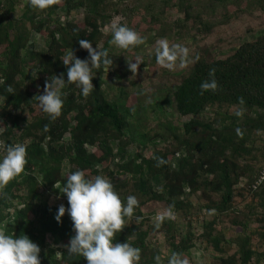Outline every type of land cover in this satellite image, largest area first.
Masks as SVG:
<instances>
[{
    "label": "trees",
    "instance_id": "16d2710c",
    "mask_svg": "<svg viewBox=\"0 0 264 264\" xmlns=\"http://www.w3.org/2000/svg\"><path fill=\"white\" fill-rule=\"evenodd\" d=\"M20 1L17 16L14 12ZM140 1L151 11L148 19L159 27L161 37L167 32L159 21L172 6L184 13L169 27L174 34L188 25H195L197 32H207L211 26L196 13L191 0H154L160 4L157 10L152 0ZM118 9L117 0H61L45 10L30 7L28 0H0V127L4 128L0 140L27 143L28 152L25 171L6 186L7 197L0 196V228L7 234L27 235L41 249V264H87L83 256L68 253L66 245L75 231L67 197L56 189L57 185L63 187L69 172L81 169L89 177L106 174L125 203L128 195L139 200L135 216L144 219L139 224L133 219L114 241L139 247V264H156L157 254L167 264V257L152 239L157 231L163 233L168 256L175 251L188 257L197 239L193 215L201 209L215 210L218 215L231 212L230 224L240 228L228 241L217 217L204 222L200 237L214 251L222 253V243L235 246L232 254L219 255L208 264H260L264 251L253 248L251 235L264 240V180L256 184L264 150L253 148L251 142L259 130L264 131V31L225 58L198 56L197 60L195 56L177 84L161 89V95L169 92L172 100L157 95L150 100L151 104L155 98L167 101L175 114L190 118L175 123L165 116L149 129L141 100L130 103L122 86L118 95L110 92L130 73L128 60L111 51V36L103 31ZM75 11L82 13L80 21L70 18ZM59 13L65 17L63 21ZM33 32L45 39V48L32 47ZM80 39L90 41L93 48L107 49L113 64L108 71L103 65L93 69L94 90L87 98L75 84L66 82L62 114L51 120L35 96L43 94L45 80L50 82L51 76L64 73L67 79L62 58L68 51L72 49L80 59L89 58ZM210 69H215L218 89L201 94V83L212 79ZM8 86L15 92L8 93ZM240 97L243 105L238 102ZM239 108L244 109L242 118L234 114ZM207 109L213 110L212 118L204 116ZM237 128L243 131V138L238 137ZM157 142L164 146L157 147ZM130 146L136 148L132 154ZM147 149L149 155L144 154ZM257 154L263 159L259 168L252 162ZM154 156L167 163L157 167ZM246 193L253 202L235 210L234 199ZM191 195L197 196V205L190 201ZM50 196L64 198L66 211L59 222L55 219L59 206L48 203ZM154 203L174 205L182 225L166 219L155 230L154 221L144 213ZM147 212L152 215L155 211ZM257 220L263 223L260 229L252 227Z\"/></svg>",
    "mask_w": 264,
    "mask_h": 264
},
{
    "label": "clouds",
    "instance_id": "9594fccd",
    "mask_svg": "<svg viewBox=\"0 0 264 264\" xmlns=\"http://www.w3.org/2000/svg\"><path fill=\"white\" fill-rule=\"evenodd\" d=\"M60 3L61 0H28L30 7L40 10ZM121 19V17L114 18L105 28V34L111 33L112 36L109 44L124 50L145 44L147 38L128 27L127 24H122ZM78 43L81 48L87 50L89 58L80 59L74 55L72 49L68 51L62 58V62L66 66L67 79L64 78V73L51 76L50 82L45 80L43 94L35 96L40 109L51 120L57 119L62 114L64 106L62 90L65 88L66 82L75 84L81 89L82 96L87 98L94 90L93 69L99 70L103 65L108 71L113 64L112 59L108 57L107 49L97 46L93 48V44L86 39H80ZM154 55L156 63L170 71L175 70L177 66L184 68L189 62V49L178 43H170L167 38L156 40ZM196 59L198 60L199 57L197 56ZM141 62L143 59L139 56L135 58V63H132L131 60L127 61V66L133 75L137 73ZM209 76L212 79L204 81L200 85L201 94L204 91L214 92L218 89V83L214 78L215 69L209 70ZM0 83L3 81L0 80ZM6 91L8 93L15 92L11 86H8ZM238 102L243 105V97L238 98ZM234 114L242 118L244 109H236ZM44 129L47 131L48 125H45ZM3 131L4 128L0 127V134ZM235 131L238 137L243 138L244 133L240 128ZM0 153H3L0 156V196L7 197L4 189L25 171L28 163L27 143H5L0 140ZM153 158L157 161V167L167 163L162 157L154 156ZM56 189L67 197V212L75 231V235L66 245L70 255L83 256L87 264H139L141 260L139 247H135L127 241L114 242L116 234L128 226L133 219L136 224L144 219L143 216H135V209L140 207L139 200L135 195H128L125 203L115 190L110 178L103 174L89 177L81 169L69 172L63 187L57 185ZM173 209L174 205H169L163 211L156 213L153 217L155 230H159L166 219L174 220L176 218ZM65 211V206L60 204L55 216L58 222ZM214 214L215 210L209 212V215ZM40 251V247L27 235L7 234L4 228H0V264H41ZM154 260L156 264H164L163 258L159 254L154 257ZM167 264H191V261L182 253L173 251L167 257Z\"/></svg>",
    "mask_w": 264,
    "mask_h": 264
},
{
    "label": "rangeland",
    "instance_id": "374dc122",
    "mask_svg": "<svg viewBox=\"0 0 264 264\" xmlns=\"http://www.w3.org/2000/svg\"><path fill=\"white\" fill-rule=\"evenodd\" d=\"M116 1V0H115ZM157 8H160V4L152 0ZM193 9L210 22L209 30L196 31V26H186L185 31H179V34H174L170 31V25L175 20H179L183 17L184 13L177 7H169L165 14L162 16L159 24H164L166 28V35L160 36L161 32L159 27L152 26L148 15L150 10L147 11L144 7L145 1L140 0H117L118 3V13L112 18L121 17V23L127 24L128 27L137 31L141 36L146 37V43L128 50L120 49L115 45H111L110 49L113 53L120 54L123 59L131 60L135 63V58L137 56L143 59V62L138 66L137 73L135 75L130 71L126 79L122 80L120 83L112 86L110 92L112 95L119 94V86H122L129 93V102L132 103L135 100H141V104L144 108V115L146 117V127L153 129L157 122L163 119L165 116L173 120L175 123H182L187 121L190 116L180 117L175 114L173 107L169 105L167 101L155 98L153 103H150L151 97L157 95L160 98L164 97L172 100L171 93L161 95V89L165 90L166 87L172 88L177 84L180 78L187 73L189 67L192 65L195 56H204L207 58H225L230 55L235 48L245 41H249L255 38L260 32L264 31V0H191L190 1ZM22 8V1L17 4V8L14 12L15 15H19ZM61 20L65 18L61 13ZM70 18L80 21L82 19V13L72 12ZM111 20V21H112ZM110 21V22H111ZM110 24V23H109ZM108 24V25H109ZM107 25V26H108ZM105 26L103 31L105 32ZM170 27V28H169ZM197 32V33H196ZM111 36V33H108ZM155 34L157 35L155 37ZM192 36H194L192 38ZM112 38V36H111ZM160 38H167L170 43H178L186 46L189 49V62L184 68L177 66L175 70H168L162 68L156 63L154 55V46L156 40ZM31 45L37 49H43L46 47L45 39L37 34L32 33ZM151 53V54H150ZM179 63V62H178ZM105 78L108 75H104ZM162 90V91H163ZM160 91V92H159ZM160 93V95H158ZM234 109H231L233 112ZM203 115V114H202ZM201 115V116H202ZM207 118H212L213 110L207 109L204 113ZM256 139L251 142L253 143V148H257L259 151L264 150V131L259 130L256 133ZM164 145L157 142V147L161 148ZM136 151L134 146H130L128 149L129 154ZM150 151L147 149L144 154L149 155ZM257 153V151H255ZM3 153H0L2 156ZM246 161V160H245ZM253 164L259 168V165L263 162V159L257 154L252 159ZM255 166L252 165V168ZM255 167V168H256ZM107 176L106 174H104ZM108 177V176H107ZM242 182L240 183V185ZM239 185V186H240ZM190 201L193 205H197L199 200L196 195L190 196ZM253 200L251 195L246 193L243 197L237 196L233 205L235 210L238 208H243L251 204ZM48 203L51 205L60 204L64 205V198L59 196V198L50 196L48 198ZM167 206L164 203H154L151 206L145 208V216L153 221L157 212L163 211ZM154 210L155 212L150 215L147 211ZM210 211L202 210L193 215L194 233L197 236L194 246L190 249L188 257L193 264H208L212 262L219 255L232 254L235 251V246L231 242L222 243L220 248L222 253L214 251L210 244L206 242L205 239L200 237L203 231L204 222H208L213 218L217 217V223L220 228H222L226 240L232 239L236 234L240 232V228L230 224V213L225 215H209ZM179 215L175 213L174 221L178 225H182V219L178 217ZM259 218V217H258ZM263 223L259 220L254 221L252 227L260 229ZM252 231L250 228L249 232ZM251 234V233H250ZM253 248L258 251H264V240H261L259 236L255 233L251 235ZM152 239L157 242L161 254L163 257H168V247L164 242V237L162 231H157L153 234ZM62 245L58 244L57 247ZM260 264H264L261 261Z\"/></svg>",
    "mask_w": 264,
    "mask_h": 264
},
{
    "label": "built area",
    "instance_id": "2783aa9c",
    "mask_svg": "<svg viewBox=\"0 0 264 264\" xmlns=\"http://www.w3.org/2000/svg\"><path fill=\"white\" fill-rule=\"evenodd\" d=\"M263 180H264V165L262 166V169L260 170V174L257 178L256 184H258V182L260 183Z\"/></svg>",
    "mask_w": 264,
    "mask_h": 264
}]
</instances>
